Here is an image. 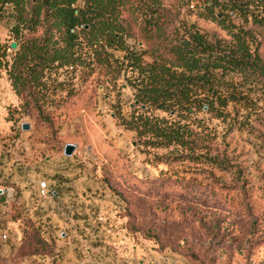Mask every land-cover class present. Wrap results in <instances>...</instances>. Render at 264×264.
<instances>
[{
    "label": "rangeland",
    "instance_id": "374dc122",
    "mask_svg": "<svg viewBox=\"0 0 264 264\" xmlns=\"http://www.w3.org/2000/svg\"><path fill=\"white\" fill-rule=\"evenodd\" d=\"M162 6L165 11L159 23L168 39L191 25L209 38H230L228 29L205 17L202 0H162ZM232 22L252 31L256 39L253 47L263 54L264 24L239 18ZM10 25L7 16L0 19L1 63L10 59L14 50L11 43H16ZM131 30L138 34L135 26ZM5 46L8 48L3 58ZM140 46L145 50L143 60L151 62L153 46L147 42ZM121 54L113 52L107 64L50 74L48 84H54V80L62 83L56 90L50 85L42 102L55 129L45 143L61 153L65 143L75 144L71 156L77 165L75 180L81 183L75 189L110 193L114 203L106 230L94 223L87 230H77L74 236L66 230L63 235L55 233L54 238L75 239L73 255L84 260L92 257L89 264H264V111L246 125L240 116L239 125L201 111L191 116L189 121L194 118L195 125L201 122L215 135L217 151L229 162L225 169L200 160L175 158L169 155L172 147L146 146L121 123L136 105L128 80L131 72L116 71L115 58ZM5 79L9 82L0 68V84ZM55 92L60 94L56 101L51 100ZM81 105L89 113L85 121L81 119L82 129L72 120ZM5 107L16 135L27 130L31 139L33 130L45 127L43 140L47 139L49 125L36 117L35 110L22 108L21 100ZM152 114L165 115L158 110ZM66 121L74 124L75 132L81 129L79 138L59 133L56 124L60 127ZM23 122L29 124L28 129L21 128ZM82 130L87 134L84 140L80 139ZM4 186L0 175V190ZM34 190L39 192L29 188ZM4 215L0 212V246L8 245L2 237L7 235L3 232L7 230ZM115 254L118 262L112 261Z\"/></svg>",
    "mask_w": 264,
    "mask_h": 264
},
{
    "label": "trees",
    "instance_id": "16d2710c",
    "mask_svg": "<svg viewBox=\"0 0 264 264\" xmlns=\"http://www.w3.org/2000/svg\"><path fill=\"white\" fill-rule=\"evenodd\" d=\"M202 1L205 17L228 29L229 39L209 38L192 25L168 39L159 23L165 11L162 0H0V19L11 20L9 32L16 39L10 59L0 62V68L21 107L35 110L49 125V142L55 129L42 102L50 85L56 90L62 83L48 84L51 72L107 64L120 51L116 71L131 72L136 101L121 123L146 146L172 147L169 155L175 158L213 163L223 170L229 162L217 151L215 135L189 120L201 111L230 119L232 125L240 124V116L246 125L264 111V53L253 47L251 30L232 22L239 18L264 24V0ZM144 42L153 46L151 62L143 60ZM153 110L165 115L156 116ZM23 240L28 253L50 250L33 225H26Z\"/></svg>",
    "mask_w": 264,
    "mask_h": 264
},
{
    "label": "crops",
    "instance_id": "0c3cea01",
    "mask_svg": "<svg viewBox=\"0 0 264 264\" xmlns=\"http://www.w3.org/2000/svg\"><path fill=\"white\" fill-rule=\"evenodd\" d=\"M59 97L60 94L55 92L51 95V100L56 101ZM18 101L19 97L5 79L0 84V175L5 184L0 212L5 214L7 230L3 232H7L4 239H7L8 245L0 246V264H89L92 257L84 260L73 255L71 250L77 245L75 239L62 238L58 241L54 236L57 232L63 235L66 230L69 235L74 236L77 230H87L94 223L101 226V230H106V221L113 217L111 210L114 203L109 197L111 194L75 189L77 183L81 185L75 180V157L65 156L48 147L43 140L47 132L45 127L33 130L34 136L31 139H28L27 130L16 135L12 130L11 119L7 118L5 106ZM76 114L77 117L72 119L75 120L73 123L82 129L84 122L81 119L85 121L89 113L81 105ZM73 125L68 121L60 127L56 124L60 134L79 138L81 129L75 132ZM81 133L80 139L84 140L87 134L84 135L83 130ZM31 141L34 142V150ZM73 141L72 139L70 142ZM35 178H43L47 182L48 188L44 196L38 191H29L30 187L39 189L36 183L40 180L36 181ZM98 214L101 215L98 217ZM29 224L39 230L45 242L44 247L50 246V250L41 249L28 253L23 249V230ZM114 245L118 247L117 244ZM116 254L113 262L120 259Z\"/></svg>",
    "mask_w": 264,
    "mask_h": 264
},
{
    "label": "water",
    "instance_id": "95a60500",
    "mask_svg": "<svg viewBox=\"0 0 264 264\" xmlns=\"http://www.w3.org/2000/svg\"><path fill=\"white\" fill-rule=\"evenodd\" d=\"M11 47L12 48H15L16 47V43L15 42H12L11 43ZM21 128L24 129V130H26V129L29 128V124L26 123V122H23L21 124ZM74 149H75V144H73V143H65L64 144V147H63V155H65V156H71L72 153H73V151H74ZM1 192H2V190H0V193Z\"/></svg>",
    "mask_w": 264,
    "mask_h": 264
},
{
    "label": "built area",
    "instance_id": "2783aa9c",
    "mask_svg": "<svg viewBox=\"0 0 264 264\" xmlns=\"http://www.w3.org/2000/svg\"><path fill=\"white\" fill-rule=\"evenodd\" d=\"M38 188H39V194L41 196H44L47 192V188H48V185H47V182L45 180H42L38 183ZM2 237L3 238H6V235L5 234H2Z\"/></svg>",
    "mask_w": 264,
    "mask_h": 264
}]
</instances>
